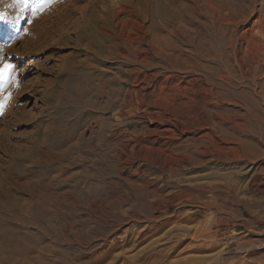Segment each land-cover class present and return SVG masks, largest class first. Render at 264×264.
<instances>
[{"label":"rangeland","instance_id":"rangeland-1","mask_svg":"<svg viewBox=\"0 0 264 264\" xmlns=\"http://www.w3.org/2000/svg\"><path fill=\"white\" fill-rule=\"evenodd\" d=\"M115 1L45 0L46 6L42 10L33 13L29 9L21 14L23 18L19 20L15 19L18 8L6 9L9 19L0 21V56L15 66L17 77L16 82L7 83L0 92V99L8 97L0 112V264H50L51 259L60 254L74 255L80 264H106V237L120 240L124 231L128 232L127 237H131L146 225L145 221L133 220L114 225L111 218L106 217V211L123 215L130 207V203L119 202L120 196L127 197L133 193L130 180L140 186L144 204L156 215L144 230L143 237L155 233V238L174 224L176 228L169 231L168 236L179 237L181 233L180 238L185 235L191 238L193 232L196 235L198 229L204 228L203 224L205 227L209 225V215L202 210L193 211L194 204L181 197L187 185L203 180L232 182L238 199L246 201L250 210L264 218V193L248 184L254 171L264 172V143L253 145L257 152L253 164L205 161L202 166L184 171L179 176L150 173L147 177L155 184L141 187L137 180L138 163H146L153 158L164 160L163 150L157 149L158 144H150L140 151L137 147H125L119 143L117 148L109 141V130L136 119L139 111L119 112L115 99L106 97L107 86L116 88L124 79L122 69L126 61L119 57L104 59L99 56L91 38L106 27L132 32L145 29L149 24L146 16H139L134 10L125 17L122 15L124 21L112 16L116 10ZM39 2L41 0H30L33 4ZM140 48H145V45ZM123 51L119 50L124 54ZM158 61L156 59L148 68L137 66L148 73H156L152 79L154 85H147L142 91L140 98L143 101L154 100L170 112L175 108L183 113L199 110L203 105L206 114L219 126L231 128L226 117L234 115L237 108L229 104L235 99L225 96L226 88L220 95L193 94L190 90L192 76L186 72V62L182 58L175 64ZM87 76H91L92 81L83 83L86 86L82 99L88 100L91 107L80 108L76 106L74 88L80 78L86 79ZM249 120L251 123V118ZM100 125L106 126L105 137L101 140L97 132ZM142 125H130L131 134L136 132L130 137L142 140L145 127ZM89 141L101 143V148L106 149L105 177L85 174L90 164ZM252 166L250 172L246 171ZM89 182L96 186L95 190L84 189ZM163 211L168 217L160 216ZM237 212L229 211L227 215L220 212L224 222L219 228L212 229L216 231V239H220V243L233 236L237 239H264V235L255 232L257 222L251 226L255 233L250 232L252 228L238 224L243 216ZM162 225L164 228L159 232ZM187 236L185 239L188 240ZM20 246L24 247L23 250H18ZM189 252L187 250L180 256ZM240 252L231 250L224 264H260L261 259L264 261V256H246L245 251ZM19 254H24V258ZM171 255L175 257L174 253Z\"/></svg>","mask_w":264,"mask_h":264},{"label":"bare ground","instance_id":"bare-ground-1","mask_svg":"<svg viewBox=\"0 0 264 264\" xmlns=\"http://www.w3.org/2000/svg\"><path fill=\"white\" fill-rule=\"evenodd\" d=\"M115 5L116 10L112 16L118 20L124 21L122 15L125 17L128 12L134 10L139 16H146V21L149 23L147 28L132 32L115 31L108 27L104 28L105 30L100 28L101 30L98 31L101 32L98 35L90 37L91 44L100 53L99 56H103L104 59L119 57L126 61V66L122 69L124 79L116 88L107 86L106 97L115 99L119 112L139 111L136 119L125 122L123 127L109 130V141L115 146L119 143L125 147H137L139 151L150 144L151 146L158 144L157 149L163 150L166 155L164 160L153 158L146 163H138L139 174L136 175L138 174L137 180L141 182V187L155 184L154 180L147 177L150 173L179 176L184 171L202 166L205 161L255 163L257 152L253 145L264 143V0H116ZM142 45H145V48L141 49ZM133 47L136 48L135 51H132ZM97 50H93L95 54ZM119 50H124V54ZM130 50L132 52H129ZM179 58L186 62V72L192 76L190 90L193 94L220 95L224 94L222 89L226 88L225 96L235 99L229 104L236 107L237 111L234 115L226 117L231 122V128L219 126L206 114L203 105L199 110L191 109L185 113L175 108L170 112L154 100L145 102L140 98L147 85L151 87L154 85L152 79L156 73H148L137 66L140 64L148 68L156 59L160 63L175 64ZM85 81H92L91 76H87L86 79L80 78L74 88L75 98H73L76 106H81L80 108L91 107L88 100L82 99L83 96L85 97L86 85H83ZM100 87H98L99 91ZM201 103H204L202 99ZM217 112L220 114V108ZM140 124L145 125V127L142 125L144 128L141 127L144 129L142 140L130 137L135 132L133 130L131 134L130 125L136 127ZM105 131L106 126L100 125L97 131L99 140L105 137L103 135ZM89 143L90 164L85 169V174L105 177L106 149L101 148V143L94 141ZM253 166L246 171L250 172ZM262 168L264 169V166ZM263 173L254 171L248 181V184L254 186V190L260 193H264ZM130 181L133 193L127 197L120 196L119 201L120 204L130 203V207L123 215L106 211V217H110L114 225L122 224L126 220L145 221L146 225L131 237H127V231H124L120 240L106 237V245H108L106 264H224L231 250L238 253L245 251L246 256L247 254L264 256L263 237L237 239L233 236L220 243V239H216V231L212 230L219 228L224 222L220 212L227 215V212L237 210L243 216L237 221L238 224L249 229L257 222L256 234L264 235V218H261L258 212L250 210V204L246 201L238 199L232 182L203 180L184 188L183 193L181 192L183 195L180 196L194 204L193 211L202 210L210 217L209 225L205 227L203 224L204 228L200 230L196 228V235L193 232V236L189 238L184 234L189 238L187 240L184 235H182L184 238H180L181 233L179 237L171 234L168 236L167 233L176 228L174 224L155 238H153L155 233L152 236H142L144 230L149 227V222L156 218V215L151 209L148 210L147 204H144L143 196L139 193L140 186ZM95 187L89 182L84 189L92 191ZM141 208L145 210L142 211ZM160 216L168 217L165 216V211L161 212ZM163 228L164 225L160 226L158 231ZM254 230L252 228L250 232ZM110 233L112 234L113 231ZM8 242L3 243L7 245L12 241ZM20 248L21 246L18 250ZM136 248L138 249L135 252L129 253ZM187 250L191 253L181 257L180 255ZM172 253L175 257H171ZM23 256L19 257L24 258ZM261 261L260 264H264V261ZM50 264L80 263L76 261L74 255L60 254L51 259Z\"/></svg>","mask_w":264,"mask_h":264},{"label":"snow or ice","instance_id":"snow-or-ice-1","mask_svg":"<svg viewBox=\"0 0 264 264\" xmlns=\"http://www.w3.org/2000/svg\"><path fill=\"white\" fill-rule=\"evenodd\" d=\"M50 2V0H47ZM46 6L45 0H41L39 3H30V0H0V21H5L9 19V13L6 9H19L15 17L16 20L22 19L21 15L25 11L31 9L33 13L42 10ZM31 21L29 20V23ZM16 70L15 66L11 64L3 56H0V92L3 91L5 85L9 82H16ZM8 97H3L0 99V112H2L4 101Z\"/></svg>","mask_w":264,"mask_h":264}]
</instances>
